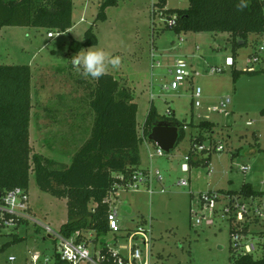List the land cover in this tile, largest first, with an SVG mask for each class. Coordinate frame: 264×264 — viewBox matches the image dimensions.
<instances>
[{
    "label": "rangeland",
    "instance_id": "obj_1",
    "mask_svg": "<svg viewBox=\"0 0 264 264\" xmlns=\"http://www.w3.org/2000/svg\"><path fill=\"white\" fill-rule=\"evenodd\" d=\"M104 1L73 0L74 27L70 34L23 27L0 31V64L27 65L32 71L30 144L33 154L56 161V167L69 165L81 145L75 148L62 145L59 139H49L50 132L56 133L55 129L66 128L65 124L70 125L75 120L82 130V142L91 134L95 116L89 96L95 79L83 78L72 67L70 59L76 52L72 51L71 43L84 41L85 32L96 23ZM117 1V6L106 10L107 21L94 26L98 45L93 48L121 57L119 68L109 67L107 74L115 76L122 87L132 91L139 107L140 136L152 104L162 121H168L171 112L173 119L187 127L183 140L163 158L151 159L150 154L156 152L157 146L149 139L144 140L143 166L151 168L152 173L158 171L163 183L153 181V196L149 195L147 187L120 192L113 199V206L121 231L100 236L97 247L119 250L120 246L128 245L124 238L128 232L145 228L152 232L151 264H232L230 225L221 217L222 207L219 205L215 215L203 210L200 196L207 192H239L245 184L264 192V74L259 73L264 65L254 64V73H248L251 66L247 63L264 47V34H250L246 44L237 45L233 52L235 43L240 40L234 43L229 33L178 34L168 26V15L157 11L154 16L157 0ZM188 6L189 0H167L166 10ZM49 32L54 33V38H48ZM233 57L235 66H226L227 58ZM179 60L186 61L201 76L179 90H166L164 86L172 81L170 70ZM215 67L223 68L224 72L211 75L210 69ZM235 71L241 74L237 83L234 82ZM197 88L202 92L199 108L193 105ZM227 100L231 102L226 108L228 115L215 110ZM50 107L57 111L54 117L57 123L50 120L51 114L45 110ZM205 121L213 125L201 128L200 123ZM248 122L252 125L248 126ZM200 135L203 145L220 144L224 151L212 153L209 165L194 167L186 163L191 169L184 173L182 165L189 155L191 138ZM242 166L251 169L244 172ZM181 180H187L189 186L180 187ZM29 194L42 221L55 230L67 222L66 200L42 192L34 172L30 177ZM258 198L264 200V195ZM200 219L202 223L198 225L196 221ZM209 221L214 225L210 226ZM263 231L264 217L252 222V238L261 239L258 232ZM137 244L141 246L142 240ZM54 251L53 241L32 225L0 231V264H9L11 257L15 258L13 264H33L30 254L51 257Z\"/></svg>",
    "mask_w": 264,
    "mask_h": 264
},
{
    "label": "trees",
    "instance_id": "obj_2",
    "mask_svg": "<svg viewBox=\"0 0 264 264\" xmlns=\"http://www.w3.org/2000/svg\"><path fill=\"white\" fill-rule=\"evenodd\" d=\"M238 2L189 0L186 9L166 10L167 0H157L153 14L155 16L158 11L163 16L168 15L169 20L175 18L176 25L170 28L178 34L229 33L234 43L236 40L242 42L235 43L233 52H236V46L245 45L250 34H264V0H247L248 7L243 11H237ZM117 5V0H105L94 26L97 22L107 21L106 10ZM73 8V0H0V30L23 27L66 33L74 27ZM94 26L85 32L84 42L72 41V51L77 53L98 45ZM233 60L235 64V57ZM259 73L264 74V68ZM240 75V72H234L235 83ZM93 83L95 87L89 97L95 118L90 137L73 154L69 165L56 167V161L33 154L30 144L31 68L27 65L0 64V192L5 195L16 188L29 191L30 177L34 172L42 192L67 202V222L61 227L62 234L71 237L79 233V240L88 243H97L100 236L110 233V204L106 200L115 183H120L117 179L119 175L128 178L142 169L141 146L144 140H148L156 123L162 121L152 104L142 127L143 135L140 136L139 107L132 91L123 88L120 80L111 74L95 79ZM168 116V121L179 126V144L187 126L173 119L171 112ZM212 125L209 121L200 123L201 128ZM201 145V135L191 138L189 153L192 158L189 163L194 167L209 165L212 157V152L207 150L201 153L194 151ZM226 193L246 197L264 195L249 184L243 185L239 192ZM242 231L247 235L250 229L246 226ZM258 233L264 239V231ZM90 234L95 236L93 240L88 237ZM233 254L232 264H264V254L259 257Z\"/></svg>",
    "mask_w": 264,
    "mask_h": 264
},
{
    "label": "built area",
    "instance_id": "obj_3",
    "mask_svg": "<svg viewBox=\"0 0 264 264\" xmlns=\"http://www.w3.org/2000/svg\"><path fill=\"white\" fill-rule=\"evenodd\" d=\"M175 25V18L170 19L168 26L174 27ZM48 37L54 38V33L49 32ZM247 63L251 66L248 69L249 72L254 71V64L264 65V47H260L257 53L248 59ZM226 66H234L233 58H227ZM222 72H224L223 68L215 67L210 69L211 75ZM170 74L172 75V81L169 85H165L164 88L172 91L179 90L185 83L193 82L201 76L195 68L189 66L184 60L177 61L173 69L170 70ZM201 95V89L197 88L193 95V104L196 108L200 107L199 99ZM230 103V100H227L226 103H222L221 107L215 110L228 115L226 108ZM247 125L251 126L252 123L248 122ZM205 150L212 153H219L224 151V147L220 144L216 146L208 144L207 146L201 145L194 148V151L198 153ZM150 157L151 159L154 157L163 158L165 157V152L157 146L156 152L151 153ZM191 158L190 153L185 157V163L182 165L184 173H189L191 169L186 164L189 163ZM250 169L247 166H242L241 168L244 172L250 171ZM117 179L120 183H115L113 191L106 200L110 204L108 225L109 231L113 235L121 231L118 223L117 210L113 206V199L120 192L139 191L140 187H147V192L153 196L155 194L152 188L153 181L156 180L159 184L163 183V178L160 173L158 171L152 173L149 167L136 171L128 178L119 175ZM178 185L180 187H188L189 182L187 180H181ZM164 192V190H161V193ZM200 201L202 209L210 210L214 215L218 214V207L221 205L222 209L220 212L222 219L228 221L230 228L231 225L233 226L230 239L234 253L243 256H258L264 254V239H254L251 237L252 232L250 233L249 231V234L246 235L242 231L246 226L250 229L253 221L263 219L264 200H260L258 197L207 192L200 196ZM196 223L199 225L202 223V220H197ZM208 224L212 226L214 222L209 221ZM22 225H32L43 231L45 238L52 240L55 244V251L51 257L39 253L30 254V260L33 264H151L152 245L150 236L152 232L150 229L140 228L136 232H128L124 237L128 245L120 246L119 250H115L109 246L98 249L97 243H94V241L89 243L83 240L80 241L79 233L67 237L62 234L61 228L55 230L50 224L42 221L31 204L29 191L16 188L7 192L5 195L2 194L0 198V231L17 230ZM88 237L91 240L94 239L92 234ZM139 239L143 242L142 247L137 244ZM122 252H126V254ZM14 262L15 258H9V264H13Z\"/></svg>",
    "mask_w": 264,
    "mask_h": 264
},
{
    "label": "clouds",
    "instance_id": "obj_4",
    "mask_svg": "<svg viewBox=\"0 0 264 264\" xmlns=\"http://www.w3.org/2000/svg\"><path fill=\"white\" fill-rule=\"evenodd\" d=\"M248 7L247 0H239L237 11ZM72 67L85 79L98 80L108 73L109 67L116 69L121 64V57L112 56L102 48L89 47L78 51L71 59Z\"/></svg>",
    "mask_w": 264,
    "mask_h": 264
},
{
    "label": "water",
    "instance_id": "obj_5",
    "mask_svg": "<svg viewBox=\"0 0 264 264\" xmlns=\"http://www.w3.org/2000/svg\"><path fill=\"white\" fill-rule=\"evenodd\" d=\"M242 44V42H240ZM148 139L160 147L165 153H170L178 145L180 139L179 126L170 121H159L154 126ZM2 193L0 192V198ZM127 212L131 210L125 207Z\"/></svg>",
    "mask_w": 264,
    "mask_h": 264
},
{
    "label": "crops",
    "instance_id": "obj_6",
    "mask_svg": "<svg viewBox=\"0 0 264 264\" xmlns=\"http://www.w3.org/2000/svg\"><path fill=\"white\" fill-rule=\"evenodd\" d=\"M6 28H11V27H6ZM6 28H3V29H6ZM35 29H43V28H35ZM2 30H0V31H2ZM72 31H73V28L66 33L70 34ZM47 36H48V34H47ZM49 39H52V38H49ZM82 42H84V41H82ZM45 110L47 112H49V114H51L50 120L54 121L53 123H57V119L54 118L56 116L57 111H53L51 107L49 109H45ZM65 126H66V128H59L58 131L55 129L56 133L51 134V132H50L49 133V139H51V138H54L56 140L59 139L62 141L61 144L67 145V147H74L75 148V147H78L77 145L82 146L85 141L82 142L83 136H82V130H81L80 124L77 123V121L73 120L70 123V125L65 124ZM50 130H51V128H49V131ZM60 130H64V132H61ZM140 156H141V149H140ZM141 167L144 169L142 156H141Z\"/></svg>",
    "mask_w": 264,
    "mask_h": 264
}]
</instances>
